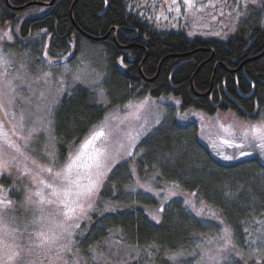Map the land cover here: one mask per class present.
<instances>
[{
    "label": "trees",
    "instance_id": "16d2710c",
    "mask_svg": "<svg viewBox=\"0 0 264 264\" xmlns=\"http://www.w3.org/2000/svg\"><path fill=\"white\" fill-rule=\"evenodd\" d=\"M137 1L0 0V27L10 24L19 49L26 53L32 49L40 57L44 48L52 59L69 57L70 63L86 47L100 53L104 91L112 106L145 96L175 97L182 110L195 109L207 115L233 112L242 120L261 119L264 26L257 8H247L233 34L220 40L190 37L184 29H157ZM105 114L106 109L94 103L88 89H79L65 98L55 121L58 152L66 156L69 146L83 139ZM197 132L194 126L182 127L175 122L161 128L140 146L143 155L119 167L101 198L113 204L112 209L115 205L126 208L119 196L127 185L137 177L143 183L159 172L154 189L178 183L182 192H196L199 201L221 213L235 235L241 234L245 221L264 213V165L252 158L224 166L216 162ZM132 168L136 176L130 175ZM0 183L6 185V180ZM144 197L147 200L132 202L133 210L139 208V215L129 212L122 220L115 216L116 225L137 240L158 241L176 249L197 231L203 233L201 222L192 213L190 219L181 215L178 220L174 213H164L162 222L154 224L142 214L140 206L155 203L156 196L146 192Z\"/></svg>",
    "mask_w": 264,
    "mask_h": 264
},
{
    "label": "snow or ice",
    "instance_id": "6c2138e0",
    "mask_svg": "<svg viewBox=\"0 0 264 264\" xmlns=\"http://www.w3.org/2000/svg\"><path fill=\"white\" fill-rule=\"evenodd\" d=\"M171 2L179 13L178 0ZM249 2L256 4L257 0H245V7ZM183 4L188 9L196 7L195 0H183ZM261 7L264 8V3ZM244 15L241 12L238 17ZM13 31L11 27L0 30V41L13 40ZM14 56L11 52L6 55L0 48V113L3 114L0 119V177L11 182L9 188L0 184V264H130V260L143 264L145 258L135 251L138 246L117 247L119 241L105 240L106 249L97 242L89 246L86 253L82 252L81 238L86 239L88 235L84 230L87 225L82 227V222L90 221V213L99 210L101 190L119 167L127 164L130 158L135 160L143 155V149L134 150L142 143L143 137L159 130L156 126H163L166 122L164 112L157 107L154 124L149 126L145 112L155 102L149 97L138 102L129 100L122 106L125 114L116 123H110V116L105 115L103 120L91 126L78 145L74 142L69 146L68 155L61 162L54 143L55 113L61 97L71 94V86L66 87L64 79L56 80L51 71L41 72L30 79L29 64L20 61L17 67ZM49 67H52L51 61ZM63 68L64 73L71 72L67 64ZM64 73H61L62 77ZM71 75L74 83L81 80L79 72H71ZM101 83L100 79H95L89 86L99 89L96 94L101 103L107 105L109 100L100 87ZM34 84H39V88H34ZM117 110H121L119 106ZM216 127L218 131L212 140L214 148L217 145L234 148L239 156L251 155L248 149H254L264 155V113L258 122L248 121L239 127L225 125L217 119ZM42 136L47 137L49 144L45 145L43 153H38L33 145ZM218 154L225 160L236 158L223 152ZM13 173H19L17 180L21 184L24 177L30 178L19 204L8 198L9 194L21 192L16 181L11 180ZM130 175L136 176L135 168L130 170ZM159 176L157 172L143 183L137 177L134 183L127 185V191L131 193L139 188L153 193L161 200L158 211L163 213L165 205L178 195L175 189L180 185L173 183L172 190H156L153 184ZM196 195V192L191 193L193 197ZM183 203L196 216H204L203 210L207 207L204 201H199V209L194 201L184 199ZM103 207L104 211L112 210L110 202L104 203ZM21 209L26 216L30 213L31 218L20 220L16 213ZM210 218L218 220L222 226L215 234H193L194 247L191 250L182 246L174 251L165 249L167 259L173 264H237L233 256L243 264L264 261V226L257 230L259 236L250 241V250L245 254L238 247L234 228L221 218V213L213 211ZM152 219L160 223L158 216L153 215ZM255 222L264 225L262 220ZM243 230L250 231L248 227ZM252 245L256 247L252 248ZM149 249L154 252L145 249L148 257L161 251L155 242L149 245Z\"/></svg>",
    "mask_w": 264,
    "mask_h": 264
},
{
    "label": "rangeland",
    "instance_id": "374dc122",
    "mask_svg": "<svg viewBox=\"0 0 264 264\" xmlns=\"http://www.w3.org/2000/svg\"><path fill=\"white\" fill-rule=\"evenodd\" d=\"M138 4L140 5V9L143 10V13L146 14L148 17H150L155 24V27L160 30H169V29H184L186 33L191 36H201V37H214L216 39L225 40L227 37L231 36L236 29L238 25V21L241 17L238 14L245 11H247V8H257L259 11V18L261 21V24L264 26V8L261 7V3H264V0H257L256 4H252L249 2L248 6L245 7V0H195L196 7L194 9H188L184 4L183 0H178L179 6L181 8V11L177 13L174 9L176 5L172 4L171 0H138ZM203 6V8H201ZM169 8L173 9L169 11ZM262 16V18H261ZM11 27L10 24H7L5 27H0V30H4L6 28ZM12 28V27H11ZM13 29V28H12ZM15 31H13V37H14ZM15 38L11 41H0V48L4 49L5 54L7 55L9 52L14 53V59L17 62V67L19 66L20 61H25L29 64L28 71L31 74L30 79H34L36 75H39L41 72H48L51 71L54 74V77L56 80L64 79L65 86H71V94L70 95H64L61 97V103L58 107V110L55 113V121L57 118V113L62 106L65 98H68L71 96L75 91L85 88L90 90L92 93V100L94 103L104 109H106V114L110 116V123L114 124L117 122L118 118L122 117L125 113L122 110V106L126 103H123L121 105H118L121 110H117L118 106H112L110 104V101L107 105L101 103L99 96L96 94L99 89H93V87L89 86L91 81L95 79H100L102 81L100 87L104 88L105 85V75H104V69L102 68V65L104 64L101 62V56L100 53H95L93 49H90L86 47L83 54L78 57L77 60H75L73 63L69 62V57L65 60H54L52 59L46 48H44V52L42 56H38L34 53V50L28 49L27 53L23 52L19 49V46L15 43ZM10 45V46H9ZM33 48V45H31ZM45 52L47 53V57H45ZM40 57V58H39ZM49 61L52 62V67H49ZM67 64L68 68L71 70V72H79L81 76V80L78 82L73 81L71 72L64 73L63 65ZM61 73H64L63 77L61 76ZM39 84H34V88H39ZM25 95L27 93L25 92ZM149 97L151 101H154L155 103L150 105L149 108L145 112V117L148 120L149 126H152L154 124V119L156 115L157 107H159L160 110H162L166 117V122L163 124L162 127L156 126L159 130L163 128L166 125H169L173 122L177 123L178 125L182 127H187L190 125L197 128V134L202 144H204L213 154L214 159L216 162L224 165V166H231L234 164H237L239 162H242L247 159H257L259 160L262 165H264V155H261L258 151L254 149H248V151L252 152L251 155L247 156H239L238 151L234 148H227L223 145H217L216 148L212 145V140L215 139L216 133L218 131L216 127V121L219 119V121L225 125L228 124H236L238 127L239 125L248 122L250 120H242L240 119L236 114L233 112H227V113H217L215 115H207L201 111H197L195 109L190 110H182L181 109V103L180 100L175 97H162V98H152ZM143 98L139 99H131L134 102H138L140 100H143ZM109 100V99H108ZM179 101V104L176 102ZM105 117V116H104ZM104 117L101 119L103 120ZM0 119H3V114L0 113ZM100 120V121H101ZM260 120V119H259ZM257 121H251L253 123L258 122ZM143 122V121H141ZM7 124V121H5ZM10 127V125H8ZM158 130V131H159ZM154 131L149 136L143 137L142 143H140L137 147L136 151H140V146L148 139L149 137L155 135L156 132ZM82 140V139H81ZM80 142V141H79ZM79 142H75L76 145L79 144ZM21 143H23L21 141ZM55 151L57 153V156L59 157L61 162H64L68 155V151L66 153V156H62L58 152V144L55 139ZM49 144V141L46 136H42L34 145L33 147L37 150L38 153H43L45 151V145ZM218 152H223L226 155H234L236 158L231 160H225ZM111 175V174H110ZM19 176V173H13L11 180L16 181L17 185L20 187L21 192L19 194H9L8 198L19 204L20 201L23 200V190L25 185L29 183V177H24V183L21 184L19 180H17V177ZM6 185H3L5 188H9L11 186V182L6 179ZM165 189L172 190L173 186L170 184H167L165 186ZM105 190H101L102 192ZM125 193L121 194L119 196V200L122 201L125 205H127L126 208H123L121 205H115L116 209L113 208L110 211H104V203L105 202L101 196H100V208L98 211L90 213L91 220L82 222V227L86 224L85 231L88 233L86 239H82L81 244V250L82 252L86 253L89 246H94L97 242H99L102 246L105 247L104 244L105 240H109L112 242L119 241L120 244L117 245V247H124L127 248L128 245L138 246L135 248V251L140 252L141 256L144 257L143 264H173L172 261H169L167 259V256L164 255L165 249H171L169 247L161 245L158 241H152V242H141L140 240H137L135 237H133L126 229H122L118 227L116 224L115 216H118L120 220L125 218V216H128L126 213L130 214L129 212H132L134 214L139 215V208L135 209V204L132 203L134 201H138L139 199L147 200L146 197H144V194L147 192L143 189H139V191L136 192H129L126 191ZM175 191L178 193L176 197H173L167 205H165L163 213H160L158 209L161 205V200L158 197H155V203L152 204H145L140 206L142 210V214L144 216H147L153 222L154 224H160L162 222V218L165 214L168 213H174L175 214V220H178V217L181 215L187 217L188 219L191 218L190 213H192L195 217V220H198L201 222V227L203 229V233L201 231H197L196 234L202 233L205 235L215 234L218 230V227H222L219 225V221L216 219H211V212L215 211L213 208L207 207L204 208V216L198 217L195 215V212L190 210V207H186L183 203L184 199H188L191 201L196 202L197 208L199 209V200L191 194L182 192L179 188L175 189ZM124 192V191H123ZM163 194V193H162ZM18 196L20 197V200H17ZM118 196L117 194L115 197ZM181 199L182 201H174L176 199ZM158 202V203H157ZM112 207H114L113 204H111ZM118 210V211H117ZM101 212H103V215H101ZM118 214V215H117ZM16 215L20 218V220H24L26 218L30 219V213L25 214V211L21 209L16 213ZM114 215V216H113ZM156 215L160 219V223H157L155 220L152 219V216ZM255 219H250L248 221H245L243 223V229L245 227L249 228V232H244V230H241V234H236V240L238 241V247H240L245 254L250 250L249 249V243L252 240H257L259 236V232L257 231L262 226L261 224H258L255 222V220H262L264 221V215H257L254 217ZM105 234L104 237L96 239L99 234ZM188 238V237H187ZM193 241V235L186 239L183 243L179 245V248L182 246L183 248L187 250H191L194 245L192 243ZM157 243L161 247L160 253H154L153 256L148 257L145 253V249H148L150 252H154L153 249H149V245L153 243ZM256 245H252V248H255ZM178 249V247L176 248ZM171 249V250H176ZM129 252H132V249H128ZM134 254V253H133ZM234 260L237 261V264H243V261L240 260L238 257L233 256ZM187 259H192V257H187ZM258 260V257H257ZM264 262V261H261ZM130 264H139L138 261L130 260ZM249 264H253L252 261L249 262Z\"/></svg>",
    "mask_w": 264,
    "mask_h": 264
},
{
    "label": "water",
    "instance_id": "95a60500",
    "mask_svg": "<svg viewBox=\"0 0 264 264\" xmlns=\"http://www.w3.org/2000/svg\"><path fill=\"white\" fill-rule=\"evenodd\" d=\"M7 1H9V0H7ZM54 2V1H53ZM53 2L52 3H50V4H48V6H51L52 4H53ZM33 5H35V4H33ZM39 5V4H38ZM28 6H31V4L30 5H28ZM27 6V7H28ZM22 9H25V7L24 8H20V9H14V10H22ZM116 32H117V30H116ZM85 37H87L89 40H94V38H92V37H89V36H86L85 35ZM140 73H141V75L143 76V74H142V72H141V69H140ZM252 86H253V93H254V90H255V87H254V85L252 84ZM253 93L251 94V96L253 95ZM210 93H208L207 95H209ZM251 96H248L247 98H249V97H251Z\"/></svg>",
    "mask_w": 264,
    "mask_h": 264
},
{
    "label": "flooded vegetation",
    "instance_id": "af4514ba",
    "mask_svg": "<svg viewBox=\"0 0 264 264\" xmlns=\"http://www.w3.org/2000/svg\"><path fill=\"white\" fill-rule=\"evenodd\" d=\"M260 264H264V262H260Z\"/></svg>",
    "mask_w": 264,
    "mask_h": 264
}]
</instances>
